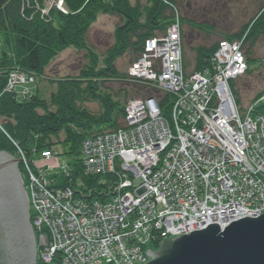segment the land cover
I'll return each instance as SVG.
<instances>
[{
  "label": "built area",
  "instance_id": "2783aa9c",
  "mask_svg": "<svg viewBox=\"0 0 264 264\" xmlns=\"http://www.w3.org/2000/svg\"><path fill=\"white\" fill-rule=\"evenodd\" d=\"M240 44H222L221 51L216 52L213 59V70L216 73L209 72L212 71L209 68L207 73L204 72V76L194 75L192 78H199V80L197 84H192L189 82L192 78L185 79L182 74V42L179 26H172L165 36L152 39L147 43L144 55L137 64L132 66L129 75L134 79L155 83L157 89L173 97L170 120L167 121L163 117L155 99L134 101L130 104L128 113L131 124L140 123L136 128L141 133L138 139L134 135L136 132H129L121 136L124 139L113 137L99 140V143L106 141L107 150L113 149L120 155L123 162L139 159L144 169L142 170L138 165L132 168L129 165L124 166L125 170H130L132 173L131 180L114 189L113 200L105 206L109 210L107 211L103 206L95 219H118L121 212L127 213L132 207L138 206L142 201L136 200L140 187L138 180H145L152 190L149 204L147 201L142 212L148 213L146 206L150 207L155 193H158L167 205L163 203L164 206L158 205L157 211H152L156 220L142 215L140 227H134L135 231L132 233L120 235L122 226L118 222L109 227V225L103 226L99 221L95 228L87 230L86 236H77L78 232L83 231L76 228L74 207L62 204L61 196L58 194H64L63 197L67 195L70 199L73 195L72 190L63 188L61 190L64 191H55L57 195L54 196L52 194L54 189L47 182H42L39 191H44L52 196L53 200H57L56 204L62 211L56 215L58 212L51 204L48 206L51 212L49 214L42 207L45 215L50 218L36 222L38 228L46 223L54 232L56 230V236H54L56 245L53 246L52 243L43 245L46 248L44 260L47 264H53L57 251L63 256V259L58 261L61 262L60 264H83L79 254L88 255L87 260H84L86 264H95L101 259L103 261L106 254L109 261L114 264H145L150 258L136 248L135 241L149 247L159 235L168 240L170 236L179 238L183 234L189 235L192 232L205 230L210 225H218L221 229H225L234 222L245 218L255 219L264 214V190H262L264 180L259 177L256 178L262 182L252 180L253 173L256 176L262 175L261 170H264V113L242 119L245 116H242L238 110L230 88V82L244 75L247 69L241 57L242 44ZM224 56H229L233 60H223ZM15 75L21 81L25 78V74L15 73ZM7 89L12 90L14 87L8 85ZM142 110L146 111V120L140 122L138 115ZM250 111V114L254 112L252 108ZM170 122L175 124L172 128ZM221 125L225 126V130L232 129L231 134L234 137L231 141L214 132V129ZM239 129L245 131L246 135L239 134ZM144 137L148 140L143 139ZM97 142L96 138L87 141L82 148L86 160L84 165L86 174L94 177L104 174L106 170L113 171L111 162L114 160V157L99 152L100 148L95 147ZM148 142L149 146H146ZM239 144H247L250 150L240 146L239 149L252 158L249 161V157H238L243 164L244 159L247 161L245 164L247 168L242 174L233 172L239 163L228 164L229 156L225 152L228 147L233 148ZM128 145L134 146L135 150H129ZM147 155L151 159L153 157L160 159V155L165 157L163 169L168 168L166 164L174 163L170 170L165 171L167 173L169 171L168 180H163L162 177L155 179V175L159 176L160 170H156L155 175L151 172L152 167L157 168V160L154 159L153 164L148 162L147 165L144 163ZM39 179L36 180L37 183L45 180L44 176ZM205 179L208 181H204ZM230 180L235 181L234 191L238 192L239 189L242 191L238 193L239 196L236 199L234 197L229 199L228 195L218 188V185L222 186L224 181ZM208 182L209 186L206 184ZM31 185L37 197L36 189L33 184ZM201 196H205L207 200L205 205L189 215L186 207L187 210L193 211L197 208L196 201ZM85 200L82 199V204L87 208L90 207L89 202ZM48 201L50 199H45L43 196L40 201L41 206ZM193 204L195 208L190 207ZM36 208H38L37 205ZM187 216L189 220L185 222L186 224L183 221L180 222L181 226L171 227L173 219ZM91 231L96 233L93 238ZM81 238L84 240L81 244H77ZM60 246L67 256L64 257ZM74 248H77L76 255L72 253Z\"/></svg>",
  "mask_w": 264,
  "mask_h": 264
},
{
  "label": "rangeland",
  "instance_id": "374dc122",
  "mask_svg": "<svg viewBox=\"0 0 264 264\" xmlns=\"http://www.w3.org/2000/svg\"><path fill=\"white\" fill-rule=\"evenodd\" d=\"M25 7L28 9H33L35 14H40L42 19H47V15H49V11H51L53 8H56L57 10L64 9V4L61 0H24ZM28 1H31L29 4ZM43 2V5H40V2ZM111 1V0H110ZM161 1V0H160ZM131 4H140V6L145 7L147 4L150 5L149 0H130ZM171 11L173 15V19L170 23V25L166 28V31L162 34L163 35L167 32L168 28L170 26L177 25L180 28V38L183 40V48H182V58H181V65H182V74L185 77V79H191L194 75H205L204 72L207 71V69L212 70L209 72H215L213 70L214 68V62L213 59L216 56V52L221 51L222 44L227 43L233 44V43H241L242 46H240V53L241 57L243 58V63L247 66L246 72L248 70V63H247V50L248 47L244 48L245 40L247 37V32L244 36H242V39H236V36L241 33L243 28L246 26V31H250V28L255 24V22L260 18L264 17V0H183L182 2H176L172 3ZM62 12V10H61ZM63 13L66 14L64 11ZM183 18L186 19V22H192L193 26L187 25L183 22ZM122 20L119 17H116L114 15L110 14H103L99 13L96 15L95 20L92 22V24L89 27V32L87 35V42L90 48L99 56H102L106 53L108 49H110L115 44V35H116V28L121 24ZM171 26V27H172ZM157 36L151 38L153 40L156 39ZM227 39H226V38ZM229 38H233L232 40H228ZM4 35H0V47L3 43ZM217 45V48L210 60L209 66H207L202 72H196L195 71V60H196V50L199 47H205V48H212L213 46ZM240 44V45H241ZM147 46V44H146ZM144 52L142 51L137 56H125L117 61L116 68L120 71L121 74L126 75V79H129L130 82L134 84L143 85L147 90L153 91L154 95L152 96H146L145 98H132L128 101V103L125 106V115L124 118L121 119V128L118 131H110L107 130L106 132L86 139L82 143V147L80 149V157L79 160L81 161L82 166V176L81 178H77L78 186L77 188L72 187L71 185V177L74 175V172L76 170V164L77 159L73 158L69 155H66V153L69 150V146L66 145H58L53 148V150H45V151H38V149L35 146H30V152L24 150L18 141H14L10 138V136L6 133L4 130V120L0 119V123L3 127L2 132L5 134V136L12 142L13 148H15V154L9 153L12 157L20 158L23 161H20L17 163L20 179L22 186L30 200V209H29V221L30 225L33 229L35 239H36V264H47V262L44 260V256L46 254V248L43 246L44 244H54L56 245L55 237L56 230L54 232L53 229H51L50 225L44 223V229L41 230V228H38V225H36V222L38 221H44V219H49L50 217L46 216L43 212V208L51 214L49 210V205H53L54 209L58 212L56 215L60 214L61 209L56 204L57 200H53L49 194H47L44 191H39V188L42 187V182L50 185L52 187L53 192L52 194L54 196L57 195L55 191H64L61 190L63 188L71 189L72 190V197L69 199L67 195L66 197H63L64 194L58 193L61 196L60 201H62V204L65 206L71 205L74 207L76 221H77V229L80 228L82 233L78 232L77 236H86L87 230L90 228H95L99 221L103 226L109 225V227L112 224L121 225L120 227V235H123L124 233H132L135 231L134 227H140V218L142 215L150 216L151 219L156 220V216L153 215V210L157 211L158 205H163L165 203L167 205V202L163 200V198H160L158 193L153 194L154 199L151 203L150 207L146 206V209H148V213L142 212L144 210V206L146 202L150 201V192L152 191L150 189V185L145 180H138L140 182L138 194L136 197V200H142L138 206L132 207L130 211L127 213L121 212L119 215V218H112V219H95L96 214H98L102 207L106 208V205H109L108 203L111 202L113 199L114 192L109 196L108 200L105 202L99 201L98 199L93 198L92 199H86L85 201H88L89 204L86 207L82 204V199L80 194H77V191H83L85 189V184L82 179V177L85 178H91L94 176L86 174V171L84 169L85 165V155L82 150L84 144L87 141L94 140L95 138L98 140L96 148H100L99 152L104 153L107 156L114 157V160L112 163L113 171H107L104 172V174L97 175L95 177L101 178L100 184L108 185L109 189L111 188L113 191L116 190L118 185H123L128 180H131V174L130 170H125L124 166L134 167L139 166L142 170L144 169V166L142 163H140L139 159H136L132 162H123L122 158L118 153H115L113 149L107 150L106 141H102V143H99V140L105 139V138H113L117 137V139H124L121 136L125 133L129 132H136L134 135L138 139V137L141 135V133L136 130L138 125L140 124H131V118H129V106L134 101H140V100H148V99H155L156 102L159 105V108L163 115V108L160 107L161 99L158 98L159 95L163 96H170L169 94H165L164 92L160 91L156 88L155 83L152 84L150 81H142L138 79H134L129 75V71L132 68V64H137L139 60L142 58ZM250 57L253 59H264V39H260L255 44L254 48L251 50ZM133 59H136L133 61ZM232 58H229V56H224L223 60H230ZM233 60V59H232ZM185 61L187 64H185ZM88 63V59L86 58V53L76 50L74 47L67 48L63 52L59 53L56 58L50 62V65L47 68L46 74L42 76H37L33 74L27 75V73L24 72H16L18 75L25 74L23 81L19 80L15 73L12 74L15 75L14 77H10L8 81V85H13L14 89L9 90V92H15L17 98L19 100L25 101L29 100L32 96L35 95L37 92V95L42 98L43 100H49L53 93H57L58 91V80H63L68 77H77L79 75V72L82 70V68ZM216 63V62H215ZM263 63L257 62L251 70L252 73L250 75H246L245 72L244 75L238 77L234 81L230 82V86L232 85L233 89V96L235 99L236 106L238 110H240L241 114H243L242 119H245L247 116H256L261 113H251V108L255 107H262L264 108V65ZM207 73V72H206ZM210 74V73H209ZM209 80V77L207 78ZM199 78H192L189 82L192 84H197ZM122 84L120 82H111L107 84V87H110L114 90L115 95L118 94L119 88H122ZM191 84V85H192ZM155 88V89H154ZM263 97H260V96ZM172 99L168 102V108H170L171 112V106L173 102V97L170 96ZM261 98V99H260ZM86 108L92 112L93 114H100L101 108L98 103L95 102H86ZM256 112V110H255ZM138 115V114H137ZM140 117V122H143L146 120V111L142 110L141 114L138 115ZM164 117V116H163ZM166 120H170L169 117H164ZM146 123V122H145ZM172 123V122H170ZM170 125V124H169ZM173 124L171 125V128L173 127ZM63 136L61 137V140H63ZM145 140V137L143 138ZM155 143V142H154ZM102 144V145H101ZM129 146V145H128ZM146 146H149V142ZM145 146V147H146ZM155 145H153L154 147ZM105 147V148H103ZM134 146H129V150H132ZM3 152V151H0ZM225 152L229 156L228 164L230 163H239L236 170H234V173L242 174L245 172V164L247 161L244 159V164L242 160H238V157L245 158L249 157V161L252 159L250 156H247L246 153H243L245 151H241L239 147L237 150L232 147H228L225 149ZM97 153V152H95ZM227 157V156H226ZM225 157V158H226ZM164 158L162 155H160V159L153 157L152 159L147 155V158L144 160V163L148 165V162L150 164H153L154 159L157 160V168L155 169L152 167V172L154 175L156 174V170H160L158 175H155V179L157 178H163V180L169 179V171L168 173L165 172L166 170H170L174 163L166 164L168 166L167 169H163L164 166ZM154 166V165H153ZM256 173V172H255ZM262 175H254L252 180L254 181L256 179L257 182L261 181L260 179L264 180V170H261ZM44 176L43 181H39V183L36 182V180H40L39 178H42ZM110 177L112 180L109 181H103V178ZM259 177V178H256ZM70 180V183L67 181ZM115 181V182H112ZM204 181H208V179H205ZM137 182V183H139ZM220 182V181H218ZM262 182V181H261ZM221 183V182H220ZM34 185L36 189L37 197L33 193L32 185ZM209 186V182L206 183ZM235 184L234 180H230L229 182L224 181V184L222 186L218 185L219 190L224 191L226 195H228L229 199L231 198H237L240 194V189L237 191H234L233 186ZM67 189H65L66 192ZM128 189V188H127ZM231 189V190H230ZM264 190V189H262ZM128 191V190H127ZM217 191V190H215ZM147 192V193H146ZM155 192V191H154ZM65 193V192H64ZM146 193V194H145ZM239 193V194H238ZM143 195V196H142ZM237 195V196H236ZM44 196V198H49L50 201L46 202L44 205L41 206V198ZM157 198V199H156ZM58 199V198H57ZM148 201V204H149ZM205 196H201L196 201L197 208H195V204L190 206L191 208H195L193 211L187 210L186 212L191 215L193 212L198 211L203 205L206 203ZM162 202V203H161ZM36 205L38 208H36ZM154 206V207H153ZM107 211L109 210L106 208ZM168 209V208H167ZM159 211V210H158ZM142 212V213H140ZM165 212V210L163 211ZM167 213H169V209L167 210ZM165 213V214H167ZM158 215V214H157ZM168 216V215H167ZM94 218V219H93ZM251 219V218H248ZM189 220L188 216L186 218H178L173 219L174 222L171 223V227L173 225L175 226H181L180 224L184 221L187 222ZM181 222V223H180ZM177 229V228H176ZM226 229V228H225ZM177 232V230H176ZM196 232H192L190 234H193ZM189 234V235H190ZM91 237L96 236V233H93L91 231ZM176 236V235H174ZM179 236V235H178ZM187 236L186 234L181 235V237ZM180 238V237H179ZM84 240V238L79 239V243ZM76 244V246H77ZM58 245V244H57ZM134 245L136 248L143 251L145 254L148 250L150 252H158L157 249L154 248L155 243L153 245L143 246L140 242L135 241ZM161 245V244H160ZM61 248V246H60ZM64 248V247H63ZM61 251L64 253V257L67 256L63 249L61 248ZM75 251H77V248L73 249L72 253L77 254ZM109 254V253H108ZM62 254L59 253V251L56 252V256L53 259V264H60L63 259ZM83 264H86L84 260H87V254L81 255L79 254ZM69 257V256H68ZM101 257H103V254H101ZM71 258V257H69ZM104 260L99 262L100 264H114L113 262L109 261L108 255L106 254L104 257ZM150 258V257H148ZM151 261V259L145 263L148 264ZM95 264H99V263Z\"/></svg>",
  "mask_w": 264,
  "mask_h": 264
},
{
  "label": "trees",
  "instance_id": "16d2710c",
  "mask_svg": "<svg viewBox=\"0 0 264 264\" xmlns=\"http://www.w3.org/2000/svg\"><path fill=\"white\" fill-rule=\"evenodd\" d=\"M62 1L66 14L53 8L47 19H42L33 9L25 7L27 3L24 0H0V35H4L0 47V119L4 120L3 127L10 138L18 141L26 151L30 152V146H35L39 152L53 150L58 145L69 146L66 155L77 159L76 170L71 177L72 187L77 188V178L83 175L79 160L82 143L107 130L118 131L128 101L154 95L143 85L134 84L129 79L125 81L126 75L116 68L117 61L128 55L137 56L147 40L164 33L173 19L171 4L183 0H149L150 5L145 7L133 5L130 0ZM40 5H43L42 1ZM99 13L122 20L116 28L114 46L102 56L97 55L87 42L89 27ZM183 22L193 26L184 18ZM245 29L246 26L236 39H242L247 32L244 48L248 47V76L257 62L264 65V59L250 57L257 41L264 39V17H260L250 31ZM217 45L196 50V72H202L209 66ZM70 47L85 52L88 63L77 77L58 80V91L48 101L40 98L37 92L29 100L22 101L15 92L8 91V81L13 72L45 75L50 62ZM111 82L123 83L116 95L112 88L107 87ZM158 98L161 99L163 116L169 117L168 102L172 98L163 95ZM86 102L98 103L102 112L93 114L86 108ZM261 112L264 108L256 107L255 113ZM0 151L16 153L12 142L2 131ZM82 179L86 188L77 194L84 199L95 198L105 202L113 193L112 187H108L110 184H100L99 177ZM105 180L112 179L105 177ZM67 182L68 185L70 180ZM161 245L155 243L154 247L160 250Z\"/></svg>",
  "mask_w": 264,
  "mask_h": 264
},
{
  "label": "water",
  "instance_id": "95a60500",
  "mask_svg": "<svg viewBox=\"0 0 264 264\" xmlns=\"http://www.w3.org/2000/svg\"><path fill=\"white\" fill-rule=\"evenodd\" d=\"M0 152V264H36V239L29 221L30 200L17 163ZM148 264H264V214L242 219L224 231L218 225L164 241Z\"/></svg>",
  "mask_w": 264,
  "mask_h": 264
},
{
  "label": "bare ground",
  "instance_id": "6f19581e",
  "mask_svg": "<svg viewBox=\"0 0 264 264\" xmlns=\"http://www.w3.org/2000/svg\"><path fill=\"white\" fill-rule=\"evenodd\" d=\"M27 75H29L28 73H27ZM31 75V74H30ZM231 88V87H230ZM153 92V91H152ZM4 125V124H3ZM2 129H3V127H2V125H1V123H0V131H2ZM239 131V134H242V135H246V132L245 131H243V130H238ZM214 132H216V133H218V136H221V137H223V138H225V139H227L228 141H231L232 140V137H234L233 136V134H231V132H232V129H227V130H225V126L224 125H221V126H218V127H216L215 129H214ZM258 132V131H257ZM243 147L244 149H249L248 148V146H247V144H245V145H242V144H239L238 146H233V148H235L236 149V147ZM250 150V149H249ZM231 225V224H230ZM229 225V226H230ZM228 226V227H229ZM220 228V227H219ZM44 229V225H42L41 226V230H43ZM221 229V228H220ZM225 229H221V231H224ZM174 239H177V238H173V237H171L170 236V239H168V240H166V239H164L161 235H159V236H157V238L153 241L154 243H155V241H158V242H156V244H162L164 241H171V240H174ZM160 242V243H159ZM153 243V244H154ZM153 244H151V245H153ZM155 248V247H154ZM156 249V248H155Z\"/></svg>",
  "mask_w": 264,
  "mask_h": 264
}]
</instances>
